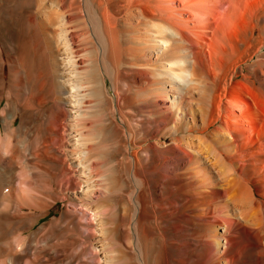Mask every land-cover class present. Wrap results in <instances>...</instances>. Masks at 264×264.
<instances>
[{"label":"bare ground","instance_id":"1","mask_svg":"<svg viewBox=\"0 0 264 264\" xmlns=\"http://www.w3.org/2000/svg\"><path fill=\"white\" fill-rule=\"evenodd\" d=\"M16 2L0 264H264V0Z\"/></svg>","mask_w":264,"mask_h":264},{"label":"rangeland","instance_id":"2","mask_svg":"<svg viewBox=\"0 0 264 264\" xmlns=\"http://www.w3.org/2000/svg\"><path fill=\"white\" fill-rule=\"evenodd\" d=\"M17 0H0V3H4V4H7V6L10 8L11 7V4L12 3H18V2H16ZM5 17H7V16H5ZM4 17V15L2 14V19H4L5 18ZM9 18V17H8ZM2 23V22H1ZM0 27H2V24L0 25ZM5 33V32H4ZM6 34V33H5ZM6 70H5V76H4V81L6 82L5 84H6V86H7V75H8V68L6 67L5 68ZM107 86H108V88L110 89V84L108 83L107 84ZM2 106H3V104H2ZM116 136H117V138H118V135L116 134ZM110 143V145H112L113 147H111L110 146V150H109V152H108V159H109V161H111V162H113L114 164L116 163V161H117V159L119 158V156H120V150H119V147H118V145L116 146V145H114V142H113V140H110L109 141ZM261 146H262V148H264V141H262L261 142ZM241 152V151H240ZM239 153V152H238ZM248 153H250L249 151H242V153H240V157L238 158V160H236V161H240L241 163L246 159L247 160V157L249 156V154ZM126 184V183H125ZM117 204H118V206H119V201H117ZM116 205V204H115ZM61 212H62V205L59 203L57 206H55L52 210H51V212L49 213V216H47L45 219H42L41 221L42 222H44V221H46V220H48V219H51V218H53V217H56V216H58V215H60L61 214ZM222 210H220V212L219 211H217V213L215 214V216H216V218H218V219H220L221 217H222ZM218 216V217H217ZM221 216V217H220ZM229 225V224H228ZM246 231V228H245V225H243L242 223H241V225H239V226H237L236 227V225L235 226H233V227H230V230H229V233H228V235L232 238V243L234 244H232L233 245V247H234V250L236 251V252H242L244 255H245V253L247 252V250L249 251V248L252 246V245H256L258 242H256V240H254V241H251L249 238H247V236H246V233H244L245 231ZM228 236V237H229ZM246 238V239H245ZM247 242V243H246ZM252 242H254L253 244H252ZM251 243V244H250ZM249 244V245H248ZM249 246V247H248ZM237 247V248H236ZM244 248H246V249H244ZM239 250V251H238Z\"/></svg>","mask_w":264,"mask_h":264}]
</instances>
